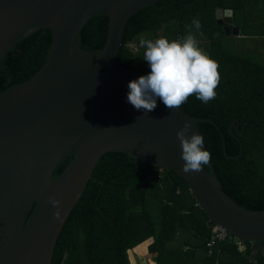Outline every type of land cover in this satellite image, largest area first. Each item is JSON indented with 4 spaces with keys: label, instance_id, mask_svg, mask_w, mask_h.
<instances>
[{
    "label": "water",
    "instance_id": "obj_1",
    "mask_svg": "<svg viewBox=\"0 0 264 264\" xmlns=\"http://www.w3.org/2000/svg\"><path fill=\"white\" fill-rule=\"evenodd\" d=\"M159 1L0 0V62L33 33H51L40 70L0 93V264H51L67 218L98 161L111 152L177 174L205 212L207 226H220L251 242L252 264H257L264 210L244 209L225 194L211 162L208 172L203 166L198 173L181 170L176 133L189 123L188 137L202 135L198 124L209 123L222 137L217 125L186 115L181 108L169 110L159 98L148 113L127 102L128 83L147 74L116 63L125 25L133 14ZM98 15L108 18L105 44L84 50L79 34ZM217 19L226 36H240V29L232 26L231 11L219 10ZM222 147L225 151L224 140Z\"/></svg>",
    "mask_w": 264,
    "mask_h": 264
},
{
    "label": "trees",
    "instance_id": "obj_2",
    "mask_svg": "<svg viewBox=\"0 0 264 264\" xmlns=\"http://www.w3.org/2000/svg\"><path fill=\"white\" fill-rule=\"evenodd\" d=\"M219 10L232 12L233 25L240 29L242 40L264 39V0H161L127 21L116 63L148 74L150 68L143 60L139 37L180 40L189 34L192 20L199 19L201 28H191V34L218 62L220 81L215 99L205 104L191 96L180 108L191 117L211 119L220 129L222 137L213 125L198 124L221 190L244 209L264 210V63L257 56L235 51V38L226 36L218 24ZM107 32V17L90 19L79 34L82 49L103 48ZM50 43L48 29L18 43L0 62V93L37 73L46 61ZM134 43L138 44L136 49L131 47ZM72 158L73 154L62 161L53 179ZM203 167L209 171L207 165ZM148 188L150 196L158 191L179 195V189L192 197V205L182 203L178 209L161 200L158 220L153 219L146 206ZM196 203L186 182L174 172L131 162L121 153H106L58 236L51 264H130L128 250L151 238L147 251L155 264H252L251 242L237 238L218 244L208 256L207 225L198 247L176 250L168 246L179 231L199 234V223L192 214L199 208ZM198 210L208 222L205 212ZM263 249L261 242L254 257L257 264H264Z\"/></svg>",
    "mask_w": 264,
    "mask_h": 264
},
{
    "label": "clouds",
    "instance_id": "obj_3",
    "mask_svg": "<svg viewBox=\"0 0 264 264\" xmlns=\"http://www.w3.org/2000/svg\"><path fill=\"white\" fill-rule=\"evenodd\" d=\"M191 28H201L199 19L192 20L189 34L180 40L139 37V48L144 49L143 60L150 72L127 85V102L136 110L153 111L157 107V98L169 110L179 109L191 96L205 104L215 99L220 81L218 62L199 47ZM190 128L191 124L185 123L176 133L184 162L181 170L198 173L210 162L211 154L203 148L202 135L192 133L187 136ZM51 203L58 206L56 200Z\"/></svg>",
    "mask_w": 264,
    "mask_h": 264
},
{
    "label": "rangeland",
    "instance_id": "obj_4",
    "mask_svg": "<svg viewBox=\"0 0 264 264\" xmlns=\"http://www.w3.org/2000/svg\"><path fill=\"white\" fill-rule=\"evenodd\" d=\"M233 25V24H232ZM234 26V25H233ZM236 27V26H235ZM145 39H152L151 36H144ZM235 38L232 41L235 45V51L239 54L243 55H249V56H257L258 59L264 63V39L260 38H249L242 40L241 37H233ZM132 48L136 49L138 47L137 43H134V45L131 46ZM200 47V46H199ZM183 190L186 189V187L182 188ZM150 188L147 189L146 193V206L149 212H151L152 218L157 219L159 217V205L161 200H165L175 207L182 208V203L185 206H191L193 199L189 194L180 191L179 189V195H175L174 193H171L168 191L167 193L164 192H157L154 193L150 196L149 194ZM199 209V208H198ZM195 209L192 214L195 218V220L199 223V234L198 235H193L192 231H179L177 235L174 237V240L171 241L168 246L173 248V249H181L182 246H189L191 248H196L198 247V244H200L204 238V226L207 225V220L205 215L202 213L201 210ZM154 220V221H157ZM153 241V238L147 239L138 245H135L134 248L128 250V259L130 264H154V260L152 255L150 256L147 251L148 245ZM134 256H136L138 259H136ZM136 259V263L134 262ZM194 264V263H193ZM197 264V263H196ZM219 264H228V263H223L219 262Z\"/></svg>",
    "mask_w": 264,
    "mask_h": 264
},
{
    "label": "built area",
    "instance_id": "obj_5",
    "mask_svg": "<svg viewBox=\"0 0 264 264\" xmlns=\"http://www.w3.org/2000/svg\"><path fill=\"white\" fill-rule=\"evenodd\" d=\"M196 206L200 208L198 203H196ZM235 238L237 237L230 234L229 232H227L225 229L221 228L220 226H217L214 224L211 225L210 236L206 242L207 255L211 256L213 254L215 247L218 244L222 242H228V243L234 242ZM237 245L241 246L242 245L241 241H238Z\"/></svg>",
    "mask_w": 264,
    "mask_h": 264
},
{
    "label": "crops",
    "instance_id": "obj_6",
    "mask_svg": "<svg viewBox=\"0 0 264 264\" xmlns=\"http://www.w3.org/2000/svg\"><path fill=\"white\" fill-rule=\"evenodd\" d=\"M187 247H188V246L185 245V246H182L181 249H182V250H185V249H187ZM199 256H200V255H199ZM134 257H135L136 259H138L136 256H134ZM136 259H135V261H134L135 263L137 262ZM137 264H138V262H137ZM154 264H155V263H154ZM199 264H201V263H199Z\"/></svg>",
    "mask_w": 264,
    "mask_h": 264
},
{
    "label": "flooded vegetation",
    "instance_id": "obj_7",
    "mask_svg": "<svg viewBox=\"0 0 264 264\" xmlns=\"http://www.w3.org/2000/svg\"><path fill=\"white\" fill-rule=\"evenodd\" d=\"M223 17V16H222ZM233 26V25H232ZM222 27V26H221Z\"/></svg>",
    "mask_w": 264,
    "mask_h": 264
},
{
    "label": "bare ground",
    "instance_id": "obj_8",
    "mask_svg": "<svg viewBox=\"0 0 264 264\" xmlns=\"http://www.w3.org/2000/svg\"><path fill=\"white\" fill-rule=\"evenodd\" d=\"M223 243V242H222Z\"/></svg>",
    "mask_w": 264,
    "mask_h": 264
}]
</instances>
